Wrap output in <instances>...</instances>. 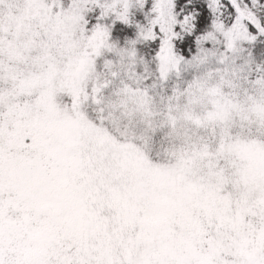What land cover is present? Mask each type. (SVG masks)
Masks as SVG:
<instances>
[{
	"label": "snow or ice",
	"instance_id": "snow-or-ice-1",
	"mask_svg": "<svg viewBox=\"0 0 264 264\" xmlns=\"http://www.w3.org/2000/svg\"><path fill=\"white\" fill-rule=\"evenodd\" d=\"M0 264H264V0H0Z\"/></svg>",
	"mask_w": 264,
	"mask_h": 264
}]
</instances>
